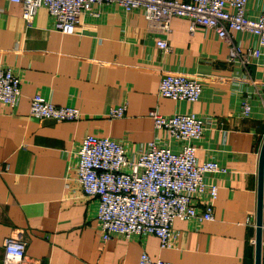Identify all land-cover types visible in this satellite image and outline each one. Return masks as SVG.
Returning <instances> with one entry per match:
<instances>
[{
	"label": "crops",
	"instance_id": "1",
	"mask_svg": "<svg viewBox=\"0 0 264 264\" xmlns=\"http://www.w3.org/2000/svg\"><path fill=\"white\" fill-rule=\"evenodd\" d=\"M262 10L263 0L249 1L250 16ZM230 38L244 52L257 49L253 38L236 33ZM159 40L169 51L157 48ZM229 48L210 30L190 32L189 22L180 18L170 22L166 34L140 11L123 16L108 9L99 20L82 16L74 33L66 35L52 29L42 8L26 28L21 7L0 0V66L21 82L17 107H0V264L7 240L25 243L20 264H138L143 252L168 264H254L264 51L239 66L229 61ZM168 73L200 82L199 101L160 97L159 82ZM35 94L57 107L77 108L80 119L31 117ZM244 98L250 117L240 114ZM121 105L124 117L110 119L109 110ZM151 111L201 117L207 130L197 147L198 162L214 160L229 172L208 177L218 187L213 220H176L180 236L170 250H161L154 236L102 241L96 199L81 192L72 170L87 135L120 140L135 156L156 137ZM262 237L264 264V227Z\"/></svg>",
	"mask_w": 264,
	"mask_h": 264
},
{
	"label": "built area",
	"instance_id": "2",
	"mask_svg": "<svg viewBox=\"0 0 264 264\" xmlns=\"http://www.w3.org/2000/svg\"><path fill=\"white\" fill-rule=\"evenodd\" d=\"M22 10L26 28L33 26L39 9H45L52 20V29L66 35L74 33L82 16L99 20L108 9L123 16L140 11L151 26L170 32L175 18L187 20L189 31L210 30L228 43L229 61L244 66L250 58L264 51V10L250 16V0H6ZM264 2V0H263ZM231 33L240 38H253L257 49L244 52L233 43ZM157 48L169 51L165 40ZM203 86L182 74H165L158 93L176 103L193 104L199 101ZM21 95V82L9 68L0 66V107L15 109ZM264 102V96L262 98ZM240 114L250 117L247 98L241 100ZM126 106L111 108L110 119H121ZM30 116L39 120L73 122L80 112L71 106L57 107L40 94L30 101ZM156 137L138 148L135 156L120 140L94 135L85 136L76 152L72 169L74 181L86 197L96 199V222L102 241L115 236L126 240L154 236L161 250L174 248L180 233L174 222L195 221L198 224L213 220V203L218 187L210 182L211 175H228V170L214 160L199 163L197 147L205 131V121L186 112L170 116L148 113ZM161 135V136H160ZM264 227V216H263ZM254 243V242H253ZM26 245L17 240L4 243L3 264H20L25 259ZM138 264H168L152 260L145 252Z\"/></svg>",
	"mask_w": 264,
	"mask_h": 264
},
{
	"label": "water",
	"instance_id": "3",
	"mask_svg": "<svg viewBox=\"0 0 264 264\" xmlns=\"http://www.w3.org/2000/svg\"><path fill=\"white\" fill-rule=\"evenodd\" d=\"M264 197V139L260 148L257 169V201L255 214L254 264L262 262Z\"/></svg>",
	"mask_w": 264,
	"mask_h": 264
},
{
	"label": "trees",
	"instance_id": "4",
	"mask_svg": "<svg viewBox=\"0 0 264 264\" xmlns=\"http://www.w3.org/2000/svg\"><path fill=\"white\" fill-rule=\"evenodd\" d=\"M263 261H264V257H263Z\"/></svg>",
	"mask_w": 264,
	"mask_h": 264
}]
</instances>
